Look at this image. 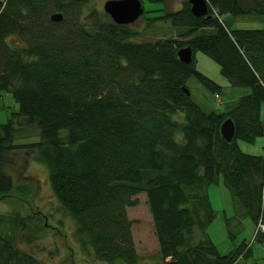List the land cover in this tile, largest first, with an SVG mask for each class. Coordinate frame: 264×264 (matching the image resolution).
<instances>
[{
  "label": "trees",
  "instance_id": "1",
  "mask_svg": "<svg viewBox=\"0 0 264 264\" xmlns=\"http://www.w3.org/2000/svg\"><path fill=\"white\" fill-rule=\"evenodd\" d=\"M87 1L0 0V91L16 103L0 121V199L12 188L4 168L13 164L9 151L28 148L45 163L53 195L96 259L137 261L125 207L136 203L139 191L158 264H233L250 256L244 238L220 253L206 235L213 218L206 185L220 173L234 211L264 223V154L245 152L237 142L262 133L264 26L230 28L219 17L256 12L264 20V0H206L209 15L200 16L187 0L172 10L147 9L178 29V36L154 40L104 11L82 13ZM51 11H60L61 19L51 21ZM184 45L191 47L188 63L176 54ZM194 48L218 64L229 84L249 87L234 105L205 111L183 91L190 75L212 92L220 89L195 68ZM176 110L182 121L171 116ZM227 116L234 124L229 141L219 132ZM32 128L36 140L14 141L16 132ZM28 187L18 183L14 192L22 197ZM27 218L0 214V221L23 228ZM0 264L46 263L17 247L7 229L0 230Z\"/></svg>",
  "mask_w": 264,
  "mask_h": 264
},
{
  "label": "rangeland",
  "instance_id": "2",
  "mask_svg": "<svg viewBox=\"0 0 264 264\" xmlns=\"http://www.w3.org/2000/svg\"><path fill=\"white\" fill-rule=\"evenodd\" d=\"M104 0H88L82 8V13L89 8L102 10ZM183 0H163L154 2L141 0L143 11L132 23L142 39L154 40L159 37L178 36V29L168 20L154 19L151 15L160 11H146L150 8L162 7L164 10L176 9ZM225 24L238 28H261L264 26L263 14L247 12L219 14ZM14 41V40H13ZM194 66L197 70L220 85L217 92H212L194 75L186 80V86L191 98L205 111H223L236 103L237 98L247 93L249 87L245 85H231L219 72L218 64L198 48L192 51ZM16 110L9 91H0V121L6 120L7 115ZM260 118L264 120V101L260 103ZM171 116L182 121L179 110ZM174 137L181 140L180 130H175ZM36 129L16 132L15 142L36 140ZM239 147L249 153L264 154V133L258 134L252 142L238 140ZM13 164L5 165L12 188L7 198L0 199V214H21L28 217L25 227L14 225L12 222L0 221V230L10 229L14 244L24 249L46 264H127L123 260L106 262L92 256L88 244H83L74 233V220L64 211L53 195L48 183L45 163L34 157L31 149H16L8 153ZM18 183L29 184L28 190L22 197L14 192ZM28 186V185H27ZM209 203L213 210V218L205 227L206 235L214 243L220 253L227 252L235 246L241 238L250 241L252 254L246 258H238L233 264H249L256 262L264 264L261 259L262 246L257 239H252L254 224L246 215L234 211L231 195L225 186L222 175L217 174L216 180L206 185ZM134 205L126 206V216L131 219L130 231L138 259L133 264H158L159 252L154 234L151 215L143 191L133 195ZM26 235L30 238L26 241Z\"/></svg>",
  "mask_w": 264,
  "mask_h": 264
},
{
  "label": "water",
  "instance_id": "3",
  "mask_svg": "<svg viewBox=\"0 0 264 264\" xmlns=\"http://www.w3.org/2000/svg\"><path fill=\"white\" fill-rule=\"evenodd\" d=\"M190 11L193 15H209L207 12L211 7L206 0H187ZM102 10L108 14L114 23L128 24L135 21V19L143 11L141 0H104L102 3ZM62 17L60 11H51L49 19L51 21H58ZM177 57L180 61L188 63L191 59V47L184 45L176 50ZM183 91L189 93L187 87L183 86ZM234 124L230 117H225L219 124L220 135L226 141H229L233 135Z\"/></svg>",
  "mask_w": 264,
  "mask_h": 264
},
{
  "label": "built area",
  "instance_id": "4",
  "mask_svg": "<svg viewBox=\"0 0 264 264\" xmlns=\"http://www.w3.org/2000/svg\"><path fill=\"white\" fill-rule=\"evenodd\" d=\"M261 130L264 133V121L261 122ZM263 232H264V223L259 219L256 221L254 225L253 234L263 233ZM260 243L263 249L261 259H262V262L264 263V237L261 238Z\"/></svg>",
  "mask_w": 264,
  "mask_h": 264
}]
</instances>
